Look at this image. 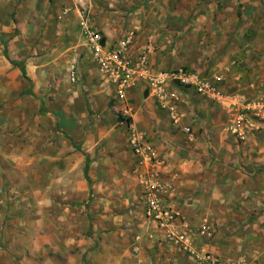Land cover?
<instances>
[{"label": "rangeland", "instance_id": "obj_1", "mask_svg": "<svg viewBox=\"0 0 264 264\" xmlns=\"http://www.w3.org/2000/svg\"><path fill=\"white\" fill-rule=\"evenodd\" d=\"M10 1L20 6L36 3V0ZM80 1L81 11H77L79 16L76 19L82 21L74 39L70 37V30L60 34L58 26H51L50 11L45 19H37L35 24L14 23L9 28L10 32L0 33V264H164L162 250L148 243L152 233L127 226L129 215L124 209L131 190L129 184L121 180H129L123 173L122 164H132L134 154L129 143L124 152L116 153L121 147L118 141L121 138L116 137L117 129L122 128L118 108L102 110L100 117L99 114H91L87 128L88 134L90 131L97 133L99 125L105 124L103 112L108 114L107 124L109 116L115 114L118 124L112 129L115 136L110 135L112 139L115 137L114 140L99 139L98 146L80 145L78 150L72 138L61 132V117L67 116L65 109L71 114L79 113V110L91 113L90 107L82 109L70 100L68 85L65 88L62 84L63 79L70 78L74 62L76 66L80 63L79 58L91 56L86 46L84 22L94 20L90 8H86L87 0ZM100 2L99 7L103 8ZM53 4L52 0L50 5L54 7ZM65 10L57 17L58 21L70 14V10L69 14ZM73 10L76 12L75 8ZM221 19L226 25H222ZM146 20V33L156 46L155 51H162L165 57L173 56V64L177 62L178 65L179 61L188 63L181 68L218 81L225 98L217 103L203 96L204 106L209 110L208 129H212L213 135H205L204 141L207 149L215 145L217 153L222 156L217 161L239 164L240 171L248 177L245 181L248 184L239 182L236 185L235 176L228 175L236 197L225 205H231L237 213L243 210L253 213L252 216L257 218L260 213L257 214L256 209L248 212L245 207L252 205L253 200L258 201L257 174L261 172L264 181V169L247 170L243 162L244 156L249 161H256L264 155L261 141L264 137L257 138L253 132L244 139L239 138L232 132L231 125L246 113L243 107L264 91V0H152L147 7ZM72 46L73 51H77L76 55L72 53V57H67ZM6 53L15 60H30L28 72L32 83L23 79ZM29 89L33 90V95L28 93ZM250 118L255 119L256 116L251 114ZM255 121L260 132L264 128V120ZM110 142L111 147L107 145ZM88 150L93 157L91 162H101L91 183L79 179L76 167H73L82 155H87L85 151ZM162 161L157 156L153 160L160 178ZM88 190L87 204L82 194ZM171 192L169 197L174 196ZM222 192L228 193V189H222ZM212 193L219 191L212 189ZM70 211L74 212V217H65ZM206 212L202 215L206 218L199 229L183 226L184 229L173 230L185 231L186 241L196 251L193 236L198 231L203 237L198 251L217 255L207 247H201L215 243L210 240L216 238L221 222L215 220V233L211 228L204 233L203 225L210 227ZM98 215L115 216L109 220L110 229H93ZM230 219L236 218L229 217L227 221ZM101 221L108 220L104 217ZM184 221L181 216L183 224ZM246 224V220H238L236 229L242 231ZM227 236L232 237L233 234ZM241 241L240 250L234 251L233 259L217 256L236 263L245 261L250 252L260 251L255 248L248 251L246 238ZM257 245L254 243L252 247ZM177 249L192 255L180 247Z\"/></svg>", "mask_w": 264, "mask_h": 264}, {"label": "crops", "instance_id": "obj_2", "mask_svg": "<svg viewBox=\"0 0 264 264\" xmlns=\"http://www.w3.org/2000/svg\"><path fill=\"white\" fill-rule=\"evenodd\" d=\"M45 1L36 0V3L29 2L24 6H20L19 4L15 5L10 0H0V33L9 31L10 26L14 25V23H18L19 25L35 24L37 19H45L47 13L50 11L51 21H53L50 22L51 26H58L60 34H63L66 29L68 31L70 30V37L74 39V34L78 33L76 31L79 30V23L82 21L80 18L79 20L76 19L79 16L77 11H81L79 6V4H82L81 1L53 0L54 7L50 5L52 0ZM100 1L103 4V8L99 7ZM150 1L152 0H87L88 3L86 5L88 7L86 8H90L89 11L93 16L94 22L89 23L85 21L84 23L100 30L109 44H116L129 32L134 31L136 37L131 52L136 57L147 44L151 43L154 48L156 47L146 33L147 7ZM43 2H45V6L42 5ZM73 8L76 9L74 13ZM64 9H66L65 13H68L70 10V14L68 13L69 15L64 17L62 21H58L57 17L61 15ZM15 12H17L16 15H13ZM74 19H76L75 27L73 26ZM221 20L223 22L222 25H226L225 20ZM6 44L8 51L9 46L8 43ZM73 48L74 46H72L67 57H72V53L73 56L76 55L77 51H73ZM154 51L150 55L149 62L152 73L173 70L171 68L177 66L181 68L186 63L179 61L178 65H176L177 62L173 64L172 61H175L173 56L165 57L162 51ZM79 59L80 63L75 66L74 62L71 66L76 67L77 81L72 83L70 78L63 79L62 84L65 88L68 85L66 89L68 90L69 99L74 101L82 109L83 107H90L91 113H86L83 110L81 112L79 110V113L75 112L71 114L70 110L65 109L67 116L61 117L60 124L63 129L61 132L64 131L65 135H69L78 146L84 145L94 148L93 145H99V139L104 140L106 138L108 141L111 138L110 135L115 136L112 129L117 126L118 119L113 114L109 116V124H107L106 119L108 118V114L103 112V119L104 117L106 118L104 119L105 124L99 125L97 133L90 131L88 134L87 128L90 115L96 116L99 114L100 117V111H107L108 108L115 110L116 108H120L121 104L116 99L114 87L105 81L98 71L96 64L93 62L92 57L86 56ZM18 60L24 61L21 59ZM25 61L27 74L30 77L28 72L30 60L25 59ZM186 64L188 65V63ZM166 92L169 95H174V99L168 97L169 105L163 109L160 100L161 96L157 92L152 91L150 84L143 78H139L127 93V105L134 111L132 120L138 131L144 133L151 142L154 147L155 156L163 159L162 164H159L162 172L160 178L161 184L165 188L168 186L173 189H170L174 195L173 197L170 195V201L179 211L182 219L185 220L184 224L182 222L177 223V229H184L183 226H186L187 229H199L206 218L202 215L207 211L206 214L208 215V220H210L209 230L211 228L215 233V220L218 219V222H221L219 230L216 233V238L210 240L212 244L213 242L215 243L213 245L205 244L201 247H207V249L217 255L229 256L227 257L228 259H233L234 251L240 250V242L243 243L241 240L246 238L245 243L249 246L248 251L252 248L260 250L250 252L246 257V264H264V181L261 179V172L257 174L258 201L253 200L252 205L249 207L246 205L245 207L248 212L256 209L257 214L260 213L257 218L256 216H252L253 213L248 214L244 210L237 213L231 205L226 206L225 204L228 202L231 203L233 197H236L228 175L235 176L237 181L236 185L239 182L243 185L248 184L249 182H245L248 180V177L240 171L241 166L239 164L236 163L234 165L233 162L231 165H228L223 160L217 161L222 156L217 153L214 147L215 145L210 146L211 151H209L210 147L209 149L206 148L207 144L204 141V136L209 135L211 137L213 135H211L212 129H208L210 128L209 120L207 119L209 110L204 106L205 100L203 96L175 83H169L166 87ZM173 113L179 117L178 123L172 121ZM67 117H69V120ZM119 125L122 128L120 127V130L117 129L120 132L117 131L116 137L121 138L118 140L121 142V147L116 152L117 154L124 152L126 149L125 146L129 143L128 137L125 140L127 134L126 127L120 123ZM258 132H255L257 138L261 137L263 139L264 128ZM114 138L111 139L114 140ZM261 141L262 152H264V141ZM112 144H114V141ZM107 145L111 147V142ZM113 150H115L114 147ZM85 152L91 161L93 157H91L90 151ZM132 158L134 160L132 164H122L124 167L123 173L129 180L124 178H121V180H125L131 190V192H128V198L125 200L127 205L124 210L129 215L127 226L130 229H145L144 231L152 233L151 235L153 237L150 238L151 240L148 243L153 248L158 246L162 250L165 255L163 259L164 264H197L194 256L187 253L186 255L183 251L179 252L177 246L167 243L163 238V232L158 230L151 221H148L144 217L140 209L142 187L139 181L142 169L137 166L136 157L132 156ZM231 158H234L233 155H231ZM244 158L243 166L247 170H254L256 168L264 169V155L256 158V161H249L246 159V156ZM77 162L78 164H75L73 167H76L79 179L85 180L86 183H91L92 179H95L96 171L101 162H90L87 175L85 173V157L82 155L81 159L77 160ZM118 163H122V161H118ZM104 164L106 165V163ZM107 168L105 167L106 170ZM108 178L110 179L109 176ZM212 189H218L219 193H212ZM222 189H228V193H223ZM89 193L90 190L82 194L87 204L89 203ZM226 210L230 213H227ZM218 211L219 215H217ZM46 213H48L47 210ZM74 215V212L70 211L65 217H74ZM110 215H98L97 223L94 224L93 229H110L111 225H109V220L112 221L115 218V216H112V218ZM104 217L108 221L103 223L101 219ZM229 217L236 219L227 221ZM243 219L247 221V224L245 229L240 231V229H236L237 221ZM199 234L198 231H195L193 236V244L197 250H199L200 243L203 241V237ZM228 234H233V236L228 237ZM218 238L219 240H216ZM254 243H258L257 247H252ZM162 245L165 247H162Z\"/></svg>", "mask_w": 264, "mask_h": 264}, {"label": "built area", "instance_id": "obj_3", "mask_svg": "<svg viewBox=\"0 0 264 264\" xmlns=\"http://www.w3.org/2000/svg\"><path fill=\"white\" fill-rule=\"evenodd\" d=\"M84 33L93 62L105 81L114 87L116 99L121 104L118 108L119 123L126 127L129 145L142 169L139 181L142 187L140 209L144 217L163 232L166 242L189 251L196 258L197 264H246V261L233 263L210 252L196 251L186 241L187 233L185 231L179 233L173 230L177 229V223L181 222V214L170 201V189L161 184L160 174L154 169V147L146 135L138 131L132 120L134 111L127 105V93L139 78H143L150 84L151 90L161 96L163 109L169 105L168 97L174 99V95H169L166 92L169 83L193 90L218 103L225 98L220 92L218 81L184 68L152 73L149 62L150 55L155 48L149 43L134 57L131 52L136 37L134 31L129 32L116 44H109L104 35L89 24L84 27ZM77 77L74 66L70 71L71 82L75 83ZM243 110L246 113L231 125L232 132L238 134L242 139L246 138L247 134L260 129L255 120H264V91L252 103H247ZM250 110L253 112L248 113ZM251 114H254L256 118H250ZM172 121L174 123L179 121V117L175 113L172 114ZM208 230L207 226L203 227L204 233ZM151 237L153 236L151 235Z\"/></svg>", "mask_w": 264, "mask_h": 264}, {"label": "trees", "instance_id": "obj_4", "mask_svg": "<svg viewBox=\"0 0 264 264\" xmlns=\"http://www.w3.org/2000/svg\"><path fill=\"white\" fill-rule=\"evenodd\" d=\"M6 57H7V59L9 60V62H10L14 67H17V68L20 70L23 79L26 80V81H28L29 83H32L30 77H29L28 74H27V70H26V61H25V60H24V61L14 60V59H12V58L8 55V53H6ZM28 93H29V94H32V95L34 94L32 89H29ZM75 146H76V149H78V150L80 149L79 146H77V145H75ZM85 158H86L85 173H86V175H87V172H88L89 165H90V162H91V161H90V159H89V157H88L87 155H85Z\"/></svg>", "mask_w": 264, "mask_h": 264}]
</instances>
